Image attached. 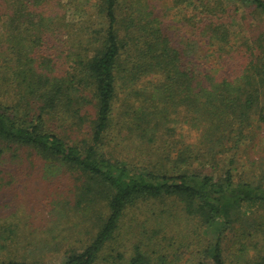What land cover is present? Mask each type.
<instances>
[{"label":"trees","instance_id":"trees-1","mask_svg":"<svg viewBox=\"0 0 264 264\" xmlns=\"http://www.w3.org/2000/svg\"><path fill=\"white\" fill-rule=\"evenodd\" d=\"M261 136L264 0H0V264H264Z\"/></svg>","mask_w":264,"mask_h":264},{"label":"rangeland","instance_id":"rangeland-1","mask_svg":"<svg viewBox=\"0 0 264 264\" xmlns=\"http://www.w3.org/2000/svg\"><path fill=\"white\" fill-rule=\"evenodd\" d=\"M261 145L264 146V136H261ZM261 152V154H260ZM258 156L264 155V150L260 151ZM35 176L30 179L29 181H26V183L22 184L21 187V194L22 197L21 200L24 202L30 201L31 204H34L35 206V211L34 212V217L32 219H35V232H40L41 234L45 235L46 233L45 230H42L44 227H50V223L48 224V219L50 217V213L48 211L49 206H44L48 201H45V192L46 189H49L51 187L57 186L55 182H51L49 178H44L43 177V171H39V168L37 170L35 169ZM19 198V200H20ZM159 207V206H158ZM151 208V207H150ZM146 205H140L137 207L134 212L130 213V215L133 218H139V221L143 222V219L145 217V213H141L140 211L143 212H148L149 209ZM140 209V210H139ZM153 209V208H152ZM130 238V237H129ZM39 239V238H38ZM133 235L131 236V241L130 243H134ZM62 254H46V258L49 262L59 264L62 262L63 259Z\"/></svg>","mask_w":264,"mask_h":264}]
</instances>
